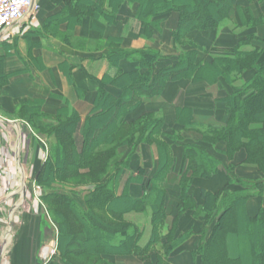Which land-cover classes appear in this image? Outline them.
I'll list each match as a JSON object with an SVG mask.
<instances>
[{
	"label": "trees",
	"instance_id": "16d2710c",
	"mask_svg": "<svg viewBox=\"0 0 264 264\" xmlns=\"http://www.w3.org/2000/svg\"><path fill=\"white\" fill-rule=\"evenodd\" d=\"M237 1L109 0L105 10L93 0H64L63 8L44 21L45 34L68 42L71 35L61 34L60 25L66 24L67 33H71L87 17L109 24L126 3L136 5L135 18L142 37L150 40L170 15L177 17L172 33L173 56L164 57L150 47L128 51L122 49L121 38L107 40L108 61L134 62L137 70L129 73L121 69L118 76L109 79L121 91L117 97L107 93L105 85L100 87L93 112L80 131L76 114L68 117L59 110L55 115H45L40 101L21 104L10 114L14 118L11 120L24 122L44 140L46 158L38 163L32 181L41 190V206L57 229L55 254L45 264H54L55 260L59 264H119L111 260L115 257H133L139 259V264H179L172 258L173 253L193 235L187 232L176 236L179 218L195 207L189 187L195 178L212 177L219 162L200 147L185 146L183 160L188 161L186 174L190 176L184 175L180 181L179 209L168 224L164 182L171 167V152L166 143L158 141L161 121L147 116L126 122L143 97L161 94L170 82H222L229 88L222 100L227 114L225 127H209L203 139L206 143L223 142L229 160L243 153V164L254 167L264 178V39L246 36L225 55H210L187 39L193 33L220 29L232 13L237 14L242 28L260 25L261 20L252 16L249 6L241 7ZM257 1L264 0L247 3ZM245 74H250L246 81ZM7 82L0 64V89ZM190 120L185 115L179 124H191ZM162 135L169 142L178 139L173 132ZM142 143L156 147L157 170L142 184L140 198L129 194L132 183L142 182L133 177L126 180L118 195L121 174ZM122 147L130 153L124 160L119 155ZM233 169L231 164L227 167L228 184L221 191H200L203 204L195 210V216L201 217L204 224L198 244L189 253V264H264V204L252 217L245 209L249 199L262 196L264 183L248 185L239 180L240 189L231 191ZM143 172L139 170L140 177ZM130 214L149 215V236L144 245L143 230L126 219ZM36 260V264H43Z\"/></svg>",
	"mask_w": 264,
	"mask_h": 264
},
{
	"label": "crops",
	"instance_id": "0c3cea01",
	"mask_svg": "<svg viewBox=\"0 0 264 264\" xmlns=\"http://www.w3.org/2000/svg\"><path fill=\"white\" fill-rule=\"evenodd\" d=\"M63 1L37 0L38 9L32 20L12 26L0 40V64L3 74L8 77L7 84L0 89V118L3 120H11L10 114L21 104L40 101L41 112L45 115H55L59 110L64 111L68 117L76 114L80 120L78 129L80 131L85 119L93 112L95 96L100 87L105 85L107 93L117 97L121 91L109 83V79L118 76L121 69L129 73L137 70V64L134 62L121 61L119 64H113L108 61L106 54L109 50L107 46L109 38H121L122 49L128 51H142L150 47L164 57L176 54L172 38L177 22L176 15H170L161 23L159 32H156L152 39L146 40L142 37V30L135 18L136 5L126 3L119 8L112 23L106 24L104 20L87 17L80 25L74 27L71 33H67L66 24L60 25L61 34L71 35L68 42L48 36L42 30L43 23L63 8ZM93 1L102 4L107 10L109 0ZM237 3L241 7L249 6L252 16L260 19L261 24L253 28H242L237 14L232 13L228 21L235 30L225 28L227 26L223 23L216 31L193 33L188 35L187 39L210 55H225L249 35L264 39V1L248 4L247 0H238ZM246 50L251 48L247 47ZM249 78L250 74H245L244 80ZM229 92V88L222 82L215 85L185 80L170 82L161 94L143 97L135 112L126 119L129 123L141 117L152 116L161 121L158 141L166 143L171 152V167L164 182L168 224L179 209L180 181L184 175L188 178L190 176V173L186 174L188 161L183 160L185 146L200 147L212 160L219 162L212 177L195 178L189 187L188 194L192 196L195 207L187 210L179 218L176 236L178 238L187 232L193 235L173 253L172 258L179 264H189V253L198 244V233L203 228L204 220L195 216V210L203 204L200 198L201 190L215 194L227 186V167L230 164L234 167L231 172L234 182L229 187L231 191L240 189L237 183L239 180L248 185L264 183V178L254 167L243 164V153H238L229 160L224 155L226 146L223 142L206 143L203 139L209 127H225L227 114L222 100ZM185 115L190 116L191 124L180 125ZM8 125L15 126L14 123ZM15 127L20 138L26 136L19 126ZM79 131L75 134L78 147L81 142ZM162 132H173L178 139L176 142H169L163 137ZM9 142L13 156L15 153L14 165L20 176L17 183L21 192L26 181V173L18 158L20 147L19 151H16L15 147L11 146L10 139ZM129 154L126 147L119 150L121 160L126 159ZM157 167L156 147L150 143H142L132 156L128 169L121 174L117 194L119 195L126 180L133 177L142 182L132 183L129 194L134 198H140L143 194L142 184L153 177ZM140 169L144 170L141 177ZM82 190L79 189L81 192ZM263 204L264 189L261 197H254L246 202L247 215L254 216ZM38 220L37 217L32 218L29 213L21 218L20 227L11 246L12 257L9 264L36 263L34 261L38 258L37 252L41 242L40 233L37 235L34 231L41 229V222L38 223ZM122 258L135 264L140 263L139 259L133 257H115L114 260L117 262Z\"/></svg>",
	"mask_w": 264,
	"mask_h": 264
},
{
	"label": "rangeland",
	"instance_id": "374dc122",
	"mask_svg": "<svg viewBox=\"0 0 264 264\" xmlns=\"http://www.w3.org/2000/svg\"><path fill=\"white\" fill-rule=\"evenodd\" d=\"M224 26H227L225 28L235 30L233 29L234 26L229 21L224 23ZM9 118L14 119L12 117ZM0 120L3 119L0 118ZM3 121L16 123L15 126H19L26 136L20 138L15 126L10 127L8 124L0 122V264L11 263V246L15 240L16 231L20 227V220L23 215L27 213L31 214L32 218L37 217V219H39L38 223L39 221L41 222V229H39V231L37 229L34 231H36L37 235L40 233L41 236L40 246L38 245L39 251L37 252V259H40L41 263L45 264L49 261L55 249L57 229L41 206L39 201V197L42 194L41 190L37 188L32 181V175L39 164L46 158L44 140L22 121L5 119ZM9 131L12 136L9 135ZM9 139L12 142L11 146L15 147L16 151H19L18 149L20 147L18 158L21 165L25 168L26 181L21 192L18 190L17 183L20 176L16 172V165H14L15 153L13 156ZM126 219L134 222L143 230L144 234L141 245H144L149 236V215L130 214ZM36 261H34V263ZM129 261L130 260L126 261L122 258L118 260L117 263L135 264ZM53 263L59 264L57 260Z\"/></svg>",
	"mask_w": 264,
	"mask_h": 264
},
{
	"label": "built area",
	"instance_id": "2783aa9c",
	"mask_svg": "<svg viewBox=\"0 0 264 264\" xmlns=\"http://www.w3.org/2000/svg\"><path fill=\"white\" fill-rule=\"evenodd\" d=\"M37 9L34 0H0V40L12 26L30 22ZM54 254L55 249L51 255Z\"/></svg>",
	"mask_w": 264,
	"mask_h": 264
},
{
	"label": "water",
	"instance_id": "95a60500",
	"mask_svg": "<svg viewBox=\"0 0 264 264\" xmlns=\"http://www.w3.org/2000/svg\"><path fill=\"white\" fill-rule=\"evenodd\" d=\"M34 1H36V0H34ZM0 122L3 123V124H9V122H7V121H1L0 120Z\"/></svg>",
	"mask_w": 264,
	"mask_h": 264
}]
</instances>
